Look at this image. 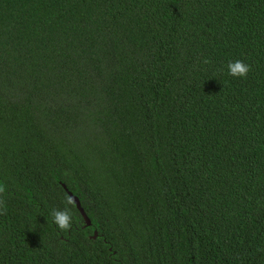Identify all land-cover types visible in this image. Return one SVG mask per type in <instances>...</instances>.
Listing matches in <instances>:
<instances>
[{
    "label": "trees",
    "instance_id": "16d2710c",
    "mask_svg": "<svg viewBox=\"0 0 264 264\" xmlns=\"http://www.w3.org/2000/svg\"><path fill=\"white\" fill-rule=\"evenodd\" d=\"M0 185V264H264V0H0Z\"/></svg>",
    "mask_w": 264,
    "mask_h": 264
},
{
    "label": "clouds",
    "instance_id": "9594fccd",
    "mask_svg": "<svg viewBox=\"0 0 264 264\" xmlns=\"http://www.w3.org/2000/svg\"><path fill=\"white\" fill-rule=\"evenodd\" d=\"M208 63L207 60L204 61ZM228 72L227 74L231 77H245L247 76L248 72L250 71L249 65L245 64L243 61L236 60L234 62H229L227 65ZM5 187L0 185V195L5 193ZM74 203L73 199L69 197L66 201V205H72ZM5 201L0 199V213L5 211ZM52 222L56 225V227L61 230L65 231L70 229L72 225V214L70 207H65L63 210H53L51 213Z\"/></svg>",
    "mask_w": 264,
    "mask_h": 264
},
{
    "label": "water",
    "instance_id": "95a60500",
    "mask_svg": "<svg viewBox=\"0 0 264 264\" xmlns=\"http://www.w3.org/2000/svg\"><path fill=\"white\" fill-rule=\"evenodd\" d=\"M62 188L64 189V191H65V193L67 194L68 198L71 197V198L73 199V201H74L73 205L75 206V209H76L77 212L79 213V216L81 217V220H82V222H83V225H82V226H83V227H87V226H89V225H90L89 220H88L87 217L85 216L83 210L80 208L78 200H77L75 197H73V196H72V195H71V194H70V193L64 188V186H62ZM95 236H96V233L93 232V234L91 235L90 238H91V239H94Z\"/></svg>",
    "mask_w": 264,
    "mask_h": 264
}]
</instances>
